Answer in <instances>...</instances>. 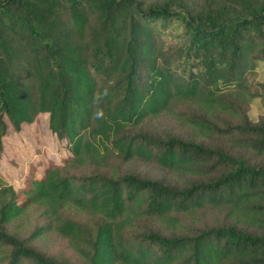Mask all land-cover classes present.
Here are the masks:
<instances>
[{"label":"trees","instance_id":"1","mask_svg":"<svg viewBox=\"0 0 264 264\" xmlns=\"http://www.w3.org/2000/svg\"><path fill=\"white\" fill-rule=\"evenodd\" d=\"M260 73L264 0H0V155L41 114L68 154L0 189V264H264Z\"/></svg>","mask_w":264,"mask_h":264},{"label":"rangeland","instance_id":"2","mask_svg":"<svg viewBox=\"0 0 264 264\" xmlns=\"http://www.w3.org/2000/svg\"><path fill=\"white\" fill-rule=\"evenodd\" d=\"M260 75L263 80L264 75L262 73ZM23 80L27 83L31 82L28 77H23ZM261 113L259 102H252L248 109L249 118L256 120ZM151 129L159 134L184 135L174 122L166 118L156 121ZM67 155V151L62 148L61 143L48 128V115H39L34 123L23 124L19 132L9 131L3 139V151L0 155V189L5 186L17 190L23 186V181L31 168L35 169L34 176L40 178L45 168L51 164H60ZM109 161L113 165L122 163L121 157L116 153L110 157ZM123 170H129L150 179H164L171 182H176L178 179L153 164L140 161H132L124 165ZM2 202L3 198L0 195V204ZM39 248L48 257L61 259L70 256L65 242L59 239L44 240L39 243Z\"/></svg>","mask_w":264,"mask_h":264}]
</instances>
